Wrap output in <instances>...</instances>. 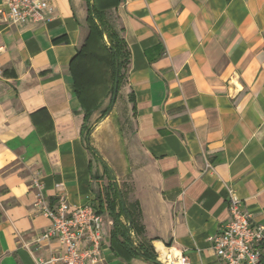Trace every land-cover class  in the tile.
<instances>
[{"label":"crops","instance_id":"0c3cea01","mask_svg":"<svg viewBox=\"0 0 264 264\" xmlns=\"http://www.w3.org/2000/svg\"><path fill=\"white\" fill-rule=\"evenodd\" d=\"M47 1L45 22L0 18V264L64 253L58 238L38 240L52 225L40 194L101 212L98 264H155L114 250L106 167L157 254L225 264L211 237L230 218V189L264 224V0H121L109 17L128 69L112 112L109 96L86 128L71 62L90 33L88 6Z\"/></svg>","mask_w":264,"mask_h":264},{"label":"built area","instance_id":"2783aa9c","mask_svg":"<svg viewBox=\"0 0 264 264\" xmlns=\"http://www.w3.org/2000/svg\"><path fill=\"white\" fill-rule=\"evenodd\" d=\"M47 0H0V18L16 26L42 23L48 18L52 6ZM40 187V184H36ZM38 205L51 219L52 225L39 236L40 242L58 238L64 253L38 264L60 262L61 264H98L102 261V228L104 217L91 203L69 208L61 196L53 207L43 195ZM228 209L230 218L221 230L211 237L213 249L225 264H263L264 224H255L251 214L243 209L242 200L233 189L229 190ZM158 260L162 264H191L185 253L178 248H166Z\"/></svg>","mask_w":264,"mask_h":264},{"label":"trees","instance_id":"16d2710c","mask_svg":"<svg viewBox=\"0 0 264 264\" xmlns=\"http://www.w3.org/2000/svg\"><path fill=\"white\" fill-rule=\"evenodd\" d=\"M85 1L88 6L87 24L90 33L85 44L81 46L71 62V73L76 89L75 94L85 112L84 127L86 128L90 117L101 106L105 98L110 96V105L112 103L118 74L117 57L120 59V87L128 69L130 56L125 39L109 17V11L118 6L121 0ZM110 105L106 112H108ZM88 133L89 129L87 130ZM105 172L109 179L111 191L107 192L110 196L107 199V207L113 215L114 221L113 230L110 234L114 250L117 254L128 259L140 256L155 264H162L158 260L155 248L144 237L143 227L136 219L135 207L129 203L126 192L124 189H121V193L119 192L109 167L105 168ZM121 195L125 200V208ZM126 213L131 218V226ZM122 216H125L127 223L122 221ZM133 231L142 237L137 245L133 243L134 240L131 235ZM262 262L264 264V255Z\"/></svg>","mask_w":264,"mask_h":264},{"label":"water","instance_id":"95a60500","mask_svg":"<svg viewBox=\"0 0 264 264\" xmlns=\"http://www.w3.org/2000/svg\"><path fill=\"white\" fill-rule=\"evenodd\" d=\"M119 60L120 59H118V57H117V79H116V83H115V89H114V94H113V99H112V103H111V105H110V108H109V110H108V114H110L111 112H112V110L114 109V106H115V104H116V101H117V97H118V91H119V83H120V78H119ZM112 171V170H111ZM113 172V171H112ZM111 172V173H112ZM113 175L115 176V174L113 173ZM115 179H116V176H115ZM116 182H117V186H118V190H119V192L121 193V187L122 186H120L119 185V182H118V180L116 179ZM121 198H122V195H121ZM125 200H123V198H122V202H123V206H124V208H125V202H124ZM127 214V216H128V220H129V225L131 226V218L129 217V215H128V213H126Z\"/></svg>","mask_w":264,"mask_h":264},{"label":"rangeland","instance_id":"374dc122","mask_svg":"<svg viewBox=\"0 0 264 264\" xmlns=\"http://www.w3.org/2000/svg\"><path fill=\"white\" fill-rule=\"evenodd\" d=\"M107 108H108V107H107ZM120 108H121V106H120ZM106 110H107V109H106ZM119 110L121 111L122 109H119ZM120 111H119V112H120ZM124 115H125L124 112H122V113L120 112V113H119V117H118L119 124L121 123V121H122V122H123V121L125 122V117H126V116H124Z\"/></svg>","mask_w":264,"mask_h":264},{"label":"bare ground","instance_id":"6f19581e","mask_svg":"<svg viewBox=\"0 0 264 264\" xmlns=\"http://www.w3.org/2000/svg\"><path fill=\"white\" fill-rule=\"evenodd\" d=\"M161 252H162V254L164 255V254L167 252V249H166V248H163V249L161 250Z\"/></svg>","mask_w":264,"mask_h":264}]
</instances>
